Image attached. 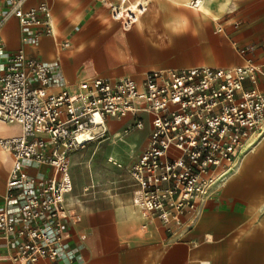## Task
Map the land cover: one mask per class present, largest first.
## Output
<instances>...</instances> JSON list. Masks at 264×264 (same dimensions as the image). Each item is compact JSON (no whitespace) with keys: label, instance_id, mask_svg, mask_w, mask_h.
<instances>
[{"label":"built area","instance_id":"1","mask_svg":"<svg viewBox=\"0 0 264 264\" xmlns=\"http://www.w3.org/2000/svg\"><path fill=\"white\" fill-rule=\"evenodd\" d=\"M31 1L0 0V120L21 126L20 135L0 138V147L14 157L5 201L15 205L0 213V233L15 243L10 264L56 262L69 252L66 222L81 220L71 218L67 209L66 198L74 189L69 156L104 140L109 118L131 115L135 129L143 128L145 116L151 118L148 146L130 172L139 186L141 214L177 222L186 211L197 214L251 148L245 149L248 140L264 134L259 68L247 63L166 69L148 72L141 82L95 78L52 90L55 64L25 50L43 35H53L52 12L47 1ZM192 5L198 8L201 0ZM145 11L142 1L122 0L112 15L129 27ZM12 18L25 31L21 46L7 52L1 32ZM31 165L52 172L38 177L27 170Z\"/></svg>","mask_w":264,"mask_h":264},{"label":"crops","instance_id":"2","mask_svg":"<svg viewBox=\"0 0 264 264\" xmlns=\"http://www.w3.org/2000/svg\"><path fill=\"white\" fill-rule=\"evenodd\" d=\"M45 1L51 8L54 33L43 35L38 44H29L25 50L30 56L55 64L56 80L63 78L64 82L54 84L52 90L58 91L67 85L74 87L95 78L115 81L128 77L141 82L151 71L197 66L229 68L251 63L259 68L258 87L264 93V0H208L210 16L207 18L189 15L188 20L182 22L162 15H148L144 30L135 28L139 20L129 27L115 20L108 12L110 0ZM114 1H110L112 5ZM116 1L114 7L122 3V0ZM140 1L146 3L147 11L149 0H129L130 3ZM150 1L156 5L155 0ZM174 10L181 11L178 7ZM110 20H113L112 24ZM91 27H96V37L88 34ZM110 27L115 28L110 31ZM24 31L14 18L5 24L1 32L5 51L13 52L21 46ZM122 32L125 36L139 34L143 39L140 51L135 52L138 64H133L130 55L123 53ZM166 36L205 37L210 40L213 57L193 56L172 63L150 57L149 49ZM146 37L148 42L144 40ZM249 85L246 82V86ZM125 119V123L133 121L131 115L107 120L108 133L110 131L118 141L116 136L122 133L124 125L117 127L114 121ZM7 127L15 132H4ZM0 128V138L21 134L19 124ZM151 131V118L145 116L143 128L128 135L127 144H134L133 155L141 152L134 164L147 148ZM263 138L264 134L248 140L245 149L252 144L251 148L240 159L254 154ZM95 142L98 141L90 142L86 147ZM125 147L118 146L117 149L123 152ZM3 152L0 153V213L15 205L13 201H5L6 180L14 159L10 152ZM257 158L256 171L248 174ZM126 162H122L117 171L124 173ZM262 166L264 145L253 159H248L240 173L228 177L223 187L212 191L199 205L197 214L186 211L181 222L141 214L136 206L139 186L130 173L132 168L124 178L104 182L102 189L92 180L86 187L93 184L94 190L89 194H78L73 176L77 169L74 168L72 173L70 166L74 189L66 198L67 209L71 218L78 215L81 220L66 222L71 235L69 252L56 262L41 259L37 264H70L71 258L76 260L75 264H264V174L257 171ZM27 170L38 177H46L52 172L45 165H31ZM14 252L15 243L5 240L0 233V264H10Z\"/></svg>","mask_w":264,"mask_h":264},{"label":"rangeland","instance_id":"3","mask_svg":"<svg viewBox=\"0 0 264 264\" xmlns=\"http://www.w3.org/2000/svg\"><path fill=\"white\" fill-rule=\"evenodd\" d=\"M110 1H108V7L110 6V10L108 7L107 8H108V12L113 17L112 15L113 8L115 5H117L118 1L115 0L114 5H112ZM209 7L210 9H213L212 6H209ZM180 9H181L180 12H175L174 10L170 14H164V13L159 14L155 12V7L147 8L148 11H146L141 17L142 27L140 28V27L135 26V28H140L141 30H144L146 27V17H149L148 15H151V16L152 15L153 16L162 15L163 17L169 18L170 20L174 21L175 19H179L182 22L187 21L189 15L201 18L199 14H196L192 11L193 10L192 7H185L184 5H181ZM112 21L113 20L109 21V23ZM95 28L96 27H91L88 31L89 32L88 34L95 36L96 35L95 33H97V30ZM114 28L115 27H112V28L110 27L111 29L110 31L114 30ZM122 33H123V43L125 46L123 49L124 50L123 53L125 55H128V54L130 55V58L133 60L132 61L133 64L134 63L138 64L137 54H135V52L138 53L140 51L139 46H140L141 40L143 39H141L139 34L134 35V36H132L133 34L125 36L126 33L125 32H122ZM144 40H146V42L149 41L147 37L144 38ZM209 43H210V40L205 37L193 38L191 36L189 37H172V36L167 37L166 36L165 38L160 39L156 46L151 47L149 49L148 54L150 57L154 59H158L160 61H165L168 63L178 62L183 59H189V58H192L193 56L212 58L213 55L209 49L210 48ZM61 82H64L63 78L57 79L54 84L57 85V84H60ZM125 121L126 119L122 121H119V120L114 121L117 127L124 125L122 128L121 139H119L118 143L115 144L113 142L115 138H113V135L109 131L104 141L95 142L91 144L90 146L86 147L85 149H80V150L70 153L69 159H70V166H71L72 173H73L74 168L77 169L76 173H73V176L75 177V184L77 185L76 190L78 194L83 193L84 191L83 188L86 187L92 180L95 182V184L100 189H102V184L104 182H113V180L117 181L119 178L120 179L124 178V175L129 174V170L132 168L134 162L137 160L138 155L141 152L138 151L133 156L129 157L125 151L120 152L119 150L117 151L116 149H114L115 146H117V148L119 146L122 149L124 146H127L128 145L127 144L128 135L131 132L136 130L132 125L133 123L132 120L126 123ZM15 129H17V127ZM0 132H1V128H0ZM4 132L14 133L15 131L12 130L11 127H7L4 129ZM263 145H264V140L262 139V141L260 142L254 154H249L247 156L245 155L240 160H238V162H240L242 159H244L243 160L244 165L242 166V169L245 167V164L248 161V159L250 158L253 159L256 156V153L258 152V150L260 149V146L262 147ZM112 149H114V151L111 154H108L111 152ZM102 153L106 157L103 156ZM111 155H116L117 157L121 158L122 162L128 161L124 165L125 166L124 173L117 171L119 166L114 165L112 162L109 161V156ZM258 161L259 160L257 158V160L253 162V165L248 169L249 171L248 174L249 173L253 174L256 171V165L258 164ZM102 162H106L114 166L113 167L106 166V164H102ZM257 171H258V174L260 175L264 174V167L263 166L259 167Z\"/></svg>","mask_w":264,"mask_h":264},{"label":"bare ground","instance_id":"4","mask_svg":"<svg viewBox=\"0 0 264 264\" xmlns=\"http://www.w3.org/2000/svg\"><path fill=\"white\" fill-rule=\"evenodd\" d=\"M155 2H156V5L152 4L151 1L149 0L147 8L155 7V12L159 13V14H163V13L164 14H170L174 11L175 7L181 8V5H184L185 7H192V9H193L192 11L196 14H199L201 18H207L210 16V11L208 9V0H201V5L198 8L193 7L192 0H155ZM112 22H110V23L112 24ZM135 26L140 27V28L142 27V18L139 19L138 23ZM88 31L89 30H87V32ZM56 32H58L57 29H56ZM16 124L17 123L14 121L5 122L3 120H0V126H4V127L12 126V127H14V125H16ZM108 128L110 129V126ZM121 135H122V133L116 138L121 139ZM113 137H114V135H113ZM263 140H264V138H263ZM113 142L116 144V143H118V140L115 139ZM115 149L118 151L117 146H115ZM2 150L3 149L0 147V153H4L3 152L4 150L3 151ZM134 150H135V148H134V144H133V145L126 146L123 151H125L127 153V155L129 157H131L133 155ZM5 152L8 153V151H5ZM13 159H14V157H13ZM243 160L244 159H242L240 162H238L236 164V166L233 169L234 171L230 174V177L235 175V174H238L241 171L242 166L244 165ZM109 161L112 162L114 165H118V166L122 165V159L117 157L116 155L109 156Z\"/></svg>","mask_w":264,"mask_h":264}]
</instances>
